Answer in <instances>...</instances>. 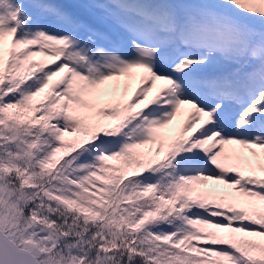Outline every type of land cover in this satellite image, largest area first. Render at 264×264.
<instances>
[{
    "label": "snow or ice",
    "instance_id": "1",
    "mask_svg": "<svg viewBox=\"0 0 264 264\" xmlns=\"http://www.w3.org/2000/svg\"><path fill=\"white\" fill-rule=\"evenodd\" d=\"M0 264H264V0H0Z\"/></svg>",
    "mask_w": 264,
    "mask_h": 264
}]
</instances>
